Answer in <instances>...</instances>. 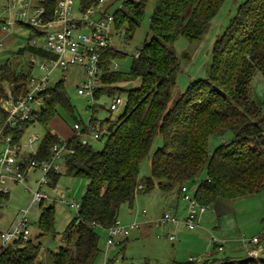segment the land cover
<instances>
[{"label":"trees","instance_id":"1","mask_svg":"<svg viewBox=\"0 0 264 264\" xmlns=\"http://www.w3.org/2000/svg\"><path fill=\"white\" fill-rule=\"evenodd\" d=\"M96 1L83 0V5L87 7ZM223 1L155 0L150 16L152 36L133 56L126 77L123 72L111 69L113 59L126 53L114 48L103 53V73L95 98L104 93L114 94L117 87L112 84L127 77L139 78L140 85L126 90V104L116 119L101 121L100 127L105 121L113 125L99 137L105 136L101 149L82 144L78 136L67 139L66 147L71 151L63 154L65 173L84 176L88 182L77 213L64 230L62 238L66 245L52 253L53 264H96L100 252L98 228L111 226L118 219L121 204H132L139 191L149 192L156 185L166 192L181 191L183 185L195 182L204 168L206 175L193 191L201 204L210 205L218 197L233 198L264 189V113L249 95L255 71L260 70L264 76V0H244L238 5L213 43L208 76L190 81L182 93L172 96L179 70L174 43L180 36L188 41L198 40ZM42 2L44 16L51 17L57 0ZM146 2L124 0L113 12L115 26L123 28L127 38L139 26ZM24 50L49 55L30 44L20 49ZM29 75L30 70L17 72L8 63L1 64L0 99L8 95L6 84L11 86L14 98L25 93ZM44 94L45 107L37 113V122L47 127L59 106L73 114L61 80ZM1 111L0 103V114ZM83 131L88 132L89 128L84 126ZM22 133L18 132L16 139ZM228 133L232 136L209 151L211 136L223 137ZM158 134L162 136V144L151 156L150 174L140 181V163ZM58 141L59 136L47 129L31 156L48 157L51 146ZM59 175L50 172L49 184L54 186ZM7 197L8 193H0V205ZM42 202L39 236L54 234V206ZM39 251L40 243L30 238L16 240L0 247V264H36ZM169 264L197 262L189 258ZM221 264H264V258L226 257Z\"/></svg>","mask_w":264,"mask_h":264},{"label":"rangeland","instance_id":"2","mask_svg":"<svg viewBox=\"0 0 264 264\" xmlns=\"http://www.w3.org/2000/svg\"><path fill=\"white\" fill-rule=\"evenodd\" d=\"M0 0V65L8 63L15 71H29L33 77L41 78L46 70L39 69L44 62L38 54L28 50L20 51L27 44L31 45L35 36L32 28L24 25V17L19 13L28 12L33 14V5L37 0ZM124 0H103L102 9L106 7L107 13H113L120 8ZM244 0H224L215 16L212 18L208 28L196 41H188L180 36L173 45V51L178 59L179 70L176 74V84L172 96L182 93L187 84L195 79L208 76L212 61V47L214 41L224 31L230 19L236 13L238 5ZM155 7V0H147L143 17L139 26L135 29L131 38H127L124 30L120 35H114L111 44L126 55L114 58L111 69L121 71L126 77L130 69L133 56L142 48L144 42L152 36L150 30V16ZM74 10L78 8V0H74ZM3 21L10 22L8 28H3ZM39 39V38H38ZM42 39H39L41 42ZM83 69L80 66H70L65 71L55 69L51 72L49 86L61 80L66 89L69 102L73 108V114L64 107H58V113L50 121L47 127L39 122L29 124L21 135V140L36 135L33 143L23 147L21 153L27 155L34 153L43 141L47 129L56 133L62 140L72 136V125L78 121L83 127L87 126L90 118L94 125L100 127L101 121L106 118L114 120L122 112L123 107L117 110L110 109L112 95L120 94L126 96V90L140 85L139 78L127 77L112 84L117 87L114 94L104 93L94 100L89 95L79 94L77 88L84 78ZM101 84V83H100ZM7 94L11 86L6 84ZM250 98L261 108L264 113V76L260 70H256L250 85ZM126 104V103H125ZM102 134H106L109 122H102ZM228 133L223 137L211 136L208 148L212 151L215 146L231 137ZM89 144L95 150L102 148L105 136L93 139L85 135ZM162 136L154 137L150 152L145 156L139 167V179L150 174V161L154 150L161 146ZM0 143V151L3 148ZM60 175L55 183H45L41 190L47 194L48 199L43 200L44 205L53 204V227L55 233L40 235L39 214L40 201H32L31 194L37 188V179L41 177L40 168L31 170L26 175V182H7L8 197L0 205V232L13 227L22 215L26 217L29 238L34 243H40V251L36 264H53L52 253L59 250L60 246L66 245L62 238L64 230L76 215L77 209L70 202L80 203L87 186V178L65 173V166L60 162ZM206 175L205 168L198 174L196 181L188 184V191L193 192L197 183ZM141 189V188H140ZM176 192L160 191L152 189L149 192L139 191L136 193L132 204L124 202L121 204L118 220L123 224L131 222L139 223V227L130 228L125 237H121L114 244L108 245V231L106 228H98L99 248L96 264H169L173 260H186L190 256L195 258L197 264H221L226 257H245L247 255L264 258V189L259 192L242 195L233 198L218 197L200 214L199 224L191 229L185 224L164 223L155 224L164 211L173 212L181 221L179 214L186 213L182 209L186 200L181 196L178 213L174 211ZM66 200L67 202H63ZM182 200V201H181ZM184 211V212H183ZM173 234L175 239H170ZM253 236H259V241L249 243L248 248L243 245V240L248 241ZM218 239L223 244L219 250L212 243V238ZM1 243V239H0ZM2 245H0L1 247ZM249 250V252H248ZM208 259V260H206Z\"/></svg>","mask_w":264,"mask_h":264},{"label":"built area","instance_id":"3","mask_svg":"<svg viewBox=\"0 0 264 264\" xmlns=\"http://www.w3.org/2000/svg\"><path fill=\"white\" fill-rule=\"evenodd\" d=\"M44 0H37V4L33 5V14L22 11L20 16L24 17V24L29 25L38 34L37 38H33L31 45L39 47L49 55L41 56L43 61L39 65V69L46 70V74L41 78L33 77L30 73L27 80V90L16 98L8 93L6 98L0 99V143L4 146L0 151V193H8L9 181L20 183L26 182V175L29 171L40 168L42 175L37 179V188L31 194L32 201H42L48 199L47 194L40 188L43 184L49 183V173L58 172L60 162H63V154L71 151L66 147L67 140L59 138L50 149V155L43 159H36L34 153L23 155L21 150L23 147L30 146L36 138V135L28 137L22 141L21 136L16 139V135L20 131H24V126H28L33 122H37V113L45 107L44 92L53 87L49 86L50 74L55 69L65 71L70 66H80L83 69L84 78L80 82L77 92L86 94L94 100V92L101 83L103 73V53L114 48L111 44L114 35H120L123 28L115 26L113 13H107L106 7L102 9L101 2L97 0L95 3L85 7L83 0H78V8L74 10V0H57L51 17H45ZM3 28H8L10 22L3 21ZM42 39L39 42V39ZM1 46V43H0ZM115 49V48H114ZM138 52L136 53V56ZM60 81V80H59ZM110 103L111 110H117L124 107L126 96L120 94L112 95ZM89 131H83V126L75 121L72 125V136L80 137L82 144L89 143L85 135L90 138L98 139L102 134V128L93 124H87ZM64 163V162H63ZM143 187V184L138 186ZM182 197L186 200V213L180 221L173 212L165 211L155 220L156 225L164 223L179 224L182 222L187 227L193 229L199 224L200 214L205 212L209 205L199 203L193 195L188 191V187H181ZM63 202H67L63 200ZM69 204L78 209L79 204L70 202ZM139 227V223L131 222L128 224L121 223L118 219L109 227H107L108 238L107 244L112 245L116 240L125 237L129 233L130 228ZM264 233V228L262 229ZM118 237V239H115ZM1 245H9L16 240L26 241L29 239V230L27 220L24 215L13 225L12 228L0 232ZM170 239L174 240L173 234ZM258 240V236H253L248 241L243 240V245L248 248L249 243ZM212 243L219 250L223 249V244L218 239L212 238ZM192 259V258H190Z\"/></svg>","mask_w":264,"mask_h":264},{"label":"crops","instance_id":"4","mask_svg":"<svg viewBox=\"0 0 264 264\" xmlns=\"http://www.w3.org/2000/svg\"><path fill=\"white\" fill-rule=\"evenodd\" d=\"M23 1V0H22ZM21 1V2H22ZM23 3H24V1H23ZM154 190L155 189H158V190H160V191H162L161 189H159L158 187H157V185L156 186H154V188H153ZM171 192H174V194H175V192H176V200L174 201V205H173V209H174V211L175 212H177L178 213V211H179V206H180V198H181V196H182V193H181V191L179 190V189H177V190H173V191H171ZM182 201V200H181ZM182 209L186 212V207H185V205H184V203H183V205H182ZM183 211V212H184ZM165 212V211H164ZM179 214V213H178ZM181 217L183 216V215H185V213L184 214H179ZM0 245H1V243H0ZM190 258H192V259H195L194 257H192V256H190Z\"/></svg>","mask_w":264,"mask_h":264},{"label":"water","instance_id":"5","mask_svg":"<svg viewBox=\"0 0 264 264\" xmlns=\"http://www.w3.org/2000/svg\"><path fill=\"white\" fill-rule=\"evenodd\" d=\"M21 3H23V1H22ZM112 127H113V125H109V127H108L107 129H108V130H111Z\"/></svg>","mask_w":264,"mask_h":264}]
</instances>
